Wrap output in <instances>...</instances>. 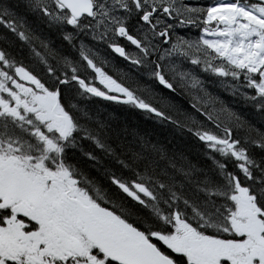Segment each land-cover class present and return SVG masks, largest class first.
<instances>
[{"label": "snow or ice", "instance_id": "snow-or-ice-1", "mask_svg": "<svg viewBox=\"0 0 264 264\" xmlns=\"http://www.w3.org/2000/svg\"><path fill=\"white\" fill-rule=\"evenodd\" d=\"M0 264H264V0H0Z\"/></svg>", "mask_w": 264, "mask_h": 264}]
</instances>
